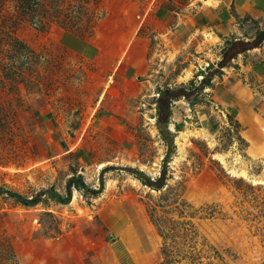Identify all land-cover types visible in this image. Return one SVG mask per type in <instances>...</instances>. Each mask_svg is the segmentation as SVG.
<instances>
[{"label": "rangeland", "instance_id": "obj_1", "mask_svg": "<svg viewBox=\"0 0 264 264\" xmlns=\"http://www.w3.org/2000/svg\"><path fill=\"white\" fill-rule=\"evenodd\" d=\"M202 1L0 0V187L40 196L0 193V264H96L118 215L143 229L147 264H264V39L244 48L264 35V0L220 5V37L175 39V11ZM221 62L172 102L170 123L205 135L173 132L165 165L157 98ZM241 85L250 101L234 98ZM164 167L161 188L129 171Z\"/></svg>", "mask_w": 264, "mask_h": 264}, {"label": "crops", "instance_id": "obj_2", "mask_svg": "<svg viewBox=\"0 0 264 264\" xmlns=\"http://www.w3.org/2000/svg\"><path fill=\"white\" fill-rule=\"evenodd\" d=\"M227 1L231 0H213L210 2L208 0H203L201 4L198 5V10L195 8L190 10L187 14H183L184 10H187V7L184 6L183 9L175 11V21L171 25V30H174L173 33L175 34L173 35L174 38L176 37L175 39H181L180 37H184L186 34H188L190 36L189 39H191L193 36L196 37V40H198L199 37L203 39L202 34L204 29H206V31H208V29H213L215 34L220 37L219 33L216 31H222L220 27H222L223 22L222 19L217 21L218 18L215 19L214 13L217 12L216 10L218 7H220V5L226 6ZM232 1L236 8L240 10L248 8L256 0ZM250 8H254V6L249 7V9ZM211 15H213L214 19ZM197 31L200 32L199 35H197ZM199 54L202 59L204 55L202 53ZM200 67L203 68V65H200ZM187 71H189V68H184L181 72V77L184 76L185 78V72ZM242 91V85L237 86V88L233 91L235 93H232L234 98L240 99L241 101H250V98L247 96V92L244 91L243 93ZM237 101L238 100H234V103L236 104ZM246 104L248 105L249 102ZM177 123H180V121L171 122L169 124V129L174 133L182 131L176 130ZM184 127L185 126L183 124V130L185 129ZM67 152V155L72 153L70 150H67ZM118 216L120 217L116 218L113 216L115 220L114 223H109V225L105 223V227H107V229L115 227L118 230L117 232H120V235L117 237L116 242H103V252L96 250L97 252L95 253V256L97 255L99 258V261L96 264H147L148 255L146 254V245L149 242H147L143 229H140L139 232H137L130 221L125 222L121 215Z\"/></svg>", "mask_w": 264, "mask_h": 264}, {"label": "trees", "instance_id": "obj_3", "mask_svg": "<svg viewBox=\"0 0 264 264\" xmlns=\"http://www.w3.org/2000/svg\"><path fill=\"white\" fill-rule=\"evenodd\" d=\"M263 39H264V35L261 38H258L256 40V43H247V45L244 48L248 49L251 47H255V46H257L259 41L263 40ZM242 43L243 42H241V44ZM240 50H241V48L236 49L235 53L240 52ZM231 55H232V52H231ZM225 64H226L225 62H221L219 64L220 66L209 64L208 69L212 70V71H210V72H212L211 73L212 75H209L207 77L204 76L203 81H201L200 84L197 86L193 85L192 89L181 86V87L174 88V89L167 87L161 91V93H160V95L156 101V113H157L156 124L158 126V129H159L161 136L163 137V139L165 140V142L167 144V153H166V156L164 159L165 165L170 161V157L175 150L174 141H173L174 140V133L168 127V125L170 123L169 119L172 115V108H171L172 102L175 99H179L182 97L187 99V100L196 98L199 95V93L202 91L203 88L211 86L212 77L215 75H220L222 73L221 68L224 67ZM191 101H192V105H193L194 101L193 100H191ZM176 130L177 131L183 130V122L176 124ZM165 168L166 167H164V169L161 173V176L159 178H157L156 180H151L149 175H147L143 171H139V170L134 169V168H132V169L129 168V171H131V173L135 174V176L137 178H139L144 184H147V185H149L151 187H155V188H161L165 184V177H166V169ZM50 191H51V195L60 203L66 204L71 200L70 188H68L66 196L61 194L59 191L55 190L53 187H52V189H50ZM0 193L9 194L13 198H15L17 201H19L25 205L36 204L39 201V197H40V196H36V197H33L32 199H29V198L25 197L24 195H21L18 192L11 191V190L5 189L3 187H0ZM45 193H46V191L43 190L41 195H43Z\"/></svg>", "mask_w": 264, "mask_h": 264}, {"label": "bare ground", "instance_id": "obj_4", "mask_svg": "<svg viewBox=\"0 0 264 264\" xmlns=\"http://www.w3.org/2000/svg\"><path fill=\"white\" fill-rule=\"evenodd\" d=\"M212 38V37H211ZM154 120V119H153ZM201 131V130H200ZM200 131H192V130H189V129H184L180 132L177 133V137H181L183 139H186L188 138L189 136H192V135H205L204 133L200 132ZM176 137V143L179 142L178 138ZM264 149V148H263ZM255 150V149H254ZM251 153H254V155L256 154L255 151L251 152ZM216 158H218L219 160H221L222 162H224V159L221 155H217L216 154ZM226 161V160H225ZM230 172L232 174H238L240 176H243V177H249V174L248 172H246L245 170H240V171H237L235 169H230ZM259 182H261L262 180H258ZM109 188V183L107 184L106 186V189H104V191L108 190ZM102 195H104V192L102 193ZM78 198V192L77 190L74 188L73 189V192H72V197H71V200H70V203L69 204H73Z\"/></svg>", "mask_w": 264, "mask_h": 264}]
</instances>
